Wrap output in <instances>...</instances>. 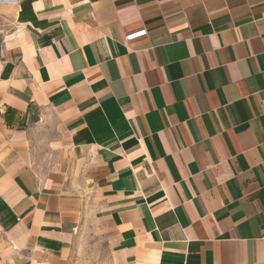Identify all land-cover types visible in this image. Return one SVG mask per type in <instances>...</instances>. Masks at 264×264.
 <instances>
[{
	"label": "crops",
	"instance_id": "0c3cea01",
	"mask_svg": "<svg viewBox=\"0 0 264 264\" xmlns=\"http://www.w3.org/2000/svg\"><path fill=\"white\" fill-rule=\"evenodd\" d=\"M91 234L264 264V0H0V264Z\"/></svg>",
	"mask_w": 264,
	"mask_h": 264
},
{
	"label": "rangeland",
	"instance_id": "374dc122",
	"mask_svg": "<svg viewBox=\"0 0 264 264\" xmlns=\"http://www.w3.org/2000/svg\"><path fill=\"white\" fill-rule=\"evenodd\" d=\"M66 264H109L106 244L101 239H95L93 234L87 235L83 245L78 246Z\"/></svg>",
	"mask_w": 264,
	"mask_h": 264
},
{
	"label": "built area",
	"instance_id": "2783aa9c",
	"mask_svg": "<svg viewBox=\"0 0 264 264\" xmlns=\"http://www.w3.org/2000/svg\"><path fill=\"white\" fill-rule=\"evenodd\" d=\"M143 33H144V31L142 30V31H139V32H136V33L129 34L127 37L131 38V37L139 36V35H141Z\"/></svg>",
	"mask_w": 264,
	"mask_h": 264
}]
</instances>
